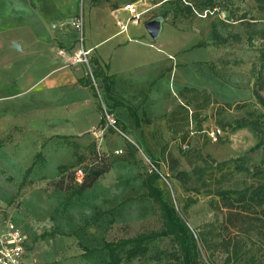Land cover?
<instances>
[{
    "label": "rangeland",
    "instance_id": "1",
    "mask_svg": "<svg viewBox=\"0 0 264 264\" xmlns=\"http://www.w3.org/2000/svg\"><path fill=\"white\" fill-rule=\"evenodd\" d=\"M133 1L144 12L131 27L134 43L145 53L159 47L160 57L116 50L126 44L115 37L127 20L113 0H0V64L22 49L18 30L28 28L48 48L35 57L36 67L69 77L58 96L34 97L35 107L49 114L40 126L12 121L15 106L0 96V209L10 208L25 232V264H109L106 241L159 230L160 210L142 185L150 162L158 164L156 184L198 237L199 264H264V144L257 145L264 137V106L253 95L264 0ZM211 4L216 9L209 12ZM79 13L94 46L90 68L73 60L76 42L66 46L75 29L58 24ZM155 16L163 17V29L152 39L144 24ZM92 58L113 75L108 91L101 78H91L95 90L84 85L95 68ZM110 58L125 72L106 69ZM8 84L0 74V88ZM184 87L202 93L184 98ZM128 106L142 118L139 127ZM60 108L66 112L58 123L52 114ZM72 108L82 114L77 129L69 128ZM105 111L120 131L108 125ZM240 117L257 120L260 132L218 122ZM95 164L108 170L77 193L73 170ZM62 175L65 187L59 188L54 182ZM175 245L172 236L154 240L143 256L120 264H170Z\"/></svg>",
    "mask_w": 264,
    "mask_h": 264
},
{
    "label": "trees",
    "instance_id": "2",
    "mask_svg": "<svg viewBox=\"0 0 264 264\" xmlns=\"http://www.w3.org/2000/svg\"><path fill=\"white\" fill-rule=\"evenodd\" d=\"M99 0H92L93 3L98 2ZM215 10V5L211 4L210 9L207 11ZM224 12L225 17L228 16L227 10H221ZM93 64L95 68L92 70V76L88 75L87 81L84 85H89L91 89H96L95 85L92 83L91 78L94 80L101 78V82L105 90L108 91L109 84L112 83L113 75L106 74L98 62L97 58H92ZM259 67L255 72L254 78V87H253V95L255 101L262 106H264V46L261 48L258 55ZM104 67L108 69V64H104ZM181 95L185 98L184 94L194 93L200 94L202 92L198 91L196 88H188L184 87L180 92ZM95 95L97 92L95 91ZM205 95V94H204ZM113 99V104L121 105V102ZM188 100L183 104L184 107L188 105ZM182 105V106H183ZM131 116L134 119L135 126L139 127L142 122V118L137 113V110L133 106H128ZM250 115H254V112H250ZM103 118L101 119V122ZM148 122V120H144ZM219 124L226 129H236L239 127H243L245 125H251L252 129L258 133L260 129L258 128L257 120L253 118L240 117L231 122H225V124H221V121H218ZM264 144V137L261 138L260 142L257 145ZM94 147V145H92ZM156 161V160H154ZM149 163V162H148ZM153 164V165H151ZM150 165V173H148L142 180V185L146 189V196L150 198L159 208L162 218V225L159 230L150 231L147 233H140L132 237L128 238H120L118 240L106 241L103 245L108 252L109 256V264H120L121 262L130 261L131 259L137 256H143L147 250L150 242L154 240H158L164 237L172 236L176 247L169 254L175 262H171L170 264H199V250H198V237L192 231L189 230L188 225L185 220L181 218L178 214L176 207L169 202L164 195L163 188L156 184L160 175L157 170V162L149 163ZM83 170V169H82ZM108 167L102 166L100 164H95L93 166H89L83 170V178L81 182L76 183L77 193H80L85 188L90 187L93 183L106 171ZM186 172L182 171L179 175L176 176L177 179L181 180L180 175H185ZM74 182L75 180V170L72 172V178ZM55 186L59 188H64V175L61 176L60 180H56L54 182ZM259 190H255L252 194L260 195L258 193ZM201 240L204 239V234L200 235ZM205 240V239H204ZM252 263V262H251Z\"/></svg>",
    "mask_w": 264,
    "mask_h": 264
},
{
    "label": "crops",
    "instance_id": "3",
    "mask_svg": "<svg viewBox=\"0 0 264 264\" xmlns=\"http://www.w3.org/2000/svg\"><path fill=\"white\" fill-rule=\"evenodd\" d=\"M117 2V5H119L118 11H121L126 15V19L129 17V13L127 10L124 9V6L127 4H138L137 1L133 0H113ZM139 10L141 7L136 6ZM71 9V8H69ZM73 9V8H72ZM74 11V9H73ZM72 11V12H73ZM108 15V13H107ZM76 16V15H75ZM108 23H112V19L109 18ZM139 24V23H138ZM136 24V25H138ZM134 24H128L127 30L122 32L120 29V25L118 24L119 30L118 35L115 37L116 41H126V44L123 46V48L116 49L118 51L120 50H132L134 53H143L144 56L148 55L150 58L160 57V52L162 50L159 47H156L152 45V49L150 48L147 53L143 52L136 43H134L133 36L136 35L135 31L131 30V27ZM25 30V31H24ZM61 32H64L61 29H58ZM74 36L71 38H68V44L66 46L75 45V42L77 44V32L73 29H69ZM19 34L21 39H16V42L19 43V45L22 46V49L20 50H12L9 52V55L7 58H2V63L0 64V74L5 80L9 82L8 89L4 86L3 88H0L1 97H9V102L12 104V106H15V112L16 115L13 117V120L15 123H17L19 126L32 128L34 127V122L36 121L39 126L42 125L43 120L48 117V113L43 109H39L35 107L34 104V97H38L40 95H44L46 97H50V95L53 97L58 96V93L61 90V87L65 83V80H69V77L66 76V78H63V76H58L57 74L47 75L48 73H42L40 69H38L35 65V57L42 56V53L44 50H47L46 44H40L38 42H35L33 40V35H28L29 30L28 28L25 29H19ZM65 31H68L65 30ZM85 34H86V45L87 47H90L94 50V46H92L88 41L87 31L85 28ZM122 36V37H121ZM11 40H13L11 38ZM41 45V46H40ZM40 46V47H39ZM122 46V45H121ZM113 48V46H111ZM111 48V51L113 50ZM115 51V50H114ZM113 51V52H114ZM113 53L111 54L112 57ZM143 56V57H144ZM102 57V56H101ZM104 60V59H103ZM142 60V58H141ZM141 60L137 61L136 64H138ZM105 61V60H104ZM108 64V68H110L111 72L114 73H124L123 69H115L113 68L111 58L106 60ZM79 68V67H77ZM81 91V90H80ZM55 96V97H56ZM72 111H70L72 114L69 116L71 118V122L69 124L70 129H77L82 126V117L80 113V109L72 108ZM65 108H60L54 111L52 116L54 117L56 114L58 115L57 122L59 123V117L65 118ZM56 113V114H55ZM63 129L67 128L65 124L62 126ZM22 231V230H21ZM25 233L24 231H22ZM27 247V241L25 244V250ZM25 254V252H24ZM23 264H25V260L23 259Z\"/></svg>",
    "mask_w": 264,
    "mask_h": 264
},
{
    "label": "built area",
    "instance_id": "4",
    "mask_svg": "<svg viewBox=\"0 0 264 264\" xmlns=\"http://www.w3.org/2000/svg\"><path fill=\"white\" fill-rule=\"evenodd\" d=\"M124 9L128 11L129 17L126 23H120V29L122 32L127 30L128 24H138L143 15V10H139L134 4H127ZM224 16V12H222ZM60 27L70 24L77 32V49L73 53V60L76 62H82L90 68V57L92 48L86 45L85 34V22L82 13L76 15L73 19L66 22L61 21L58 23ZM56 25V23H53ZM60 54H64V50L60 49ZM92 76V71L90 72ZM104 117L108 125L114 128L116 131L120 129L116 126V121L111 114L107 111L104 113ZM102 130L100 129L99 132ZM220 130H212L211 135L216 137ZM150 162V161H149ZM151 163V162H150ZM153 165V164H151ZM83 178V170L77 168L75 170V180L81 182ZM27 238L26 235L18 227V224L13 220V212L10 208L0 209V264H23L25 244Z\"/></svg>",
    "mask_w": 264,
    "mask_h": 264
},
{
    "label": "water",
    "instance_id": "5",
    "mask_svg": "<svg viewBox=\"0 0 264 264\" xmlns=\"http://www.w3.org/2000/svg\"><path fill=\"white\" fill-rule=\"evenodd\" d=\"M145 29L152 39H157L163 29V17L155 16L144 24Z\"/></svg>",
    "mask_w": 264,
    "mask_h": 264
}]
</instances>
